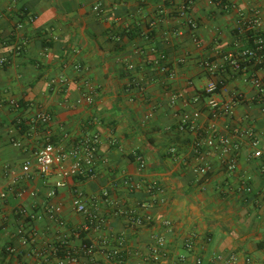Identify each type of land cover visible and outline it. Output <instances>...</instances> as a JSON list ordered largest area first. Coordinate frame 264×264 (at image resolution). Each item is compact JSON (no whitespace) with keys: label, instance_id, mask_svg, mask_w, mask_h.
Wrapping results in <instances>:
<instances>
[{"label":"crops","instance_id":"crops-1","mask_svg":"<svg viewBox=\"0 0 264 264\" xmlns=\"http://www.w3.org/2000/svg\"><path fill=\"white\" fill-rule=\"evenodd\" d=\"M185 1L190 8L180 16ZM227 1L235 8L213 0H0L3 36L14 30L22 10L36 17L18 31L28 39L22 54L11 52L15 43L0 44V57L9 61L0 66V192L8 194L0 208V264H47L53 261L44 256L50 248L62 244L79 253L81 241L94 246L93 255L80 254L75 264H195L197 257L210 264L217 254L237 255V264L246 257L264 264V65L238 57L248 45L238 22L258 16L264 31V0ZM160 56L173 78L154 63ZM205 62L219 68L211 75ZM255 78L263 82L261 93ZM210 81L221 101L239 95L231 116L210 113L211 96L205 93ZM42 111L53 116L49 131L37 118ZM196 111V129L180 130ZM242 131L259 138L262 156L253 155L251 137ZM214 134L236 148L234 171L227 165L236 152L223 155L205 144L197 150L200 139ZM49 135L65 145H70L66 135L100 137L97 176L77 184L88 210L104 222L81 237L75 233L88 218L73 208L70 189L47 196L55 176L44 179L32 170L21 179L23 188L36 192L34 198H17L11 185L8 171L20 172ZM136 155L145 159L142 170ZM199 165L209 172L196 174ZM154 183L163 201L151 208L150 223L131 225L128 214L141 211ZM49 204L62 207L65 226L44 216L34 222L35 242L21 246L13 237L16 211L41 214ZM158 236L165 246L154 261L149 250ZM193 236L195 249L189 252L184 243ZM9 246L16 249L13 255ZM115 250L119 257L110 256Z\"/></svg>","mask_w":264,"mask_h":264},{"label":"built area","instance_id":"built-area-1","mask_svg":"<svg viewBox=\"0 0 264 264\" xmlns=\"http://www.w3.org/2000/svg\"><path fill=\"white\" fill-rule=\"evenodd\" d=\"M213 2L222 5L226 10H231L235 8L233 3L228 2L227 0H213ZM191 2L185 1L179 8V15L186 16L188 10L190 8ZM100 9V5L94 7V10L98 11ZM24 15V11H21L18 14L17 22L14 27V30L7 36H3L2 31H0V44L2 46L8 47L11 44H14L10 49L11 52L15 55L22 54L26 46L28 44V39L23 37V35H18V31L24 28V26L28 23H33L35 20V16L31 14L28 15L27 19L20 18V16ZM2 17V13L0 12V18ZM239 29L244 32L254 31L256 33L261 31V21L258 16L251 19L240 20ZM188 25L191 28L196 27V24L192 20H188ZM262 40L258 39L254 41L256 45L253 48L246 47L239 53V60L245 61L247 63H256L261 64L264 62V51L263 46L261 45ZM9 63L6 57H0V66H5ZM155 64L159 66V70L165 74L167 78H173L174 73L172 71H168L167 67L163 64L164 57L160 56V59L154 61ZM204 69L208 71L209 74H214L216 70L219 68L216 65L211 64L210 62H205L203 64ZM132 68V66H130ZM76 70H81L80 65H75ZM60 83H63V80L60 79ZM253 85L256 87L258 92L263 91V82L259 78H255L252 81ZM141 90H144L142 85H139ZM217 92V84L214 81H210L205 88V93L210 95V99L208 101V107L210 113L213 117H218L221 115L231 116L233 114V109L236 106L239 95H235L233 98L221 101L216 97ZM87 102L92 103V96L87 97ZM202 98L197 96L194 101L200 102ZM11 105L14 107H19L16 101H11ZM200 116V112L196 111L194 113L193 119L186 118L185 122L180 125V130H195L196 125L194 121L198 119ZM38 120L45 126L49 131V125L53 121V116L48 112H40L38 114ZM190 121V123L187 122ZM245 135H250L251 137V145L254 147L253 155L255 157L262 156L263 152L260 149V140L258 137L253 135L250 131H242ZM64 140H69L70 145H65L63 142H54L52 141L50 135L47 137L44 145L35 153L33 158L25 161L22 165L20 172H16L15 170H9L8 172L12 176L11 185L17 187L15 195L19 199H23L26 195L31 198L36 197L35 191H28L23 188L20 184L21 179H27L31 176L32 170L44 179H48L51 176L56 177V181L53 184V188L48 192V198H53L56 196L58 189L69 188L72 195V206L80 214L86 215L88 218V223H84L81 225L79 230L75 233L78 237H81L83 233L90 231L91 228L99 229V227L103 224L104 220L97 215L96 212L88 210L85 205V192L84 190L77 184L80 180L84 179H94L97 176V162H98V146L100 142V137L95 135L93 137L84 136L79 140H71L67 135ZM18 145V143H16ZM206 145L209 148H212L218 151L223 155H230L232 152H236V148L232 146L230 139L214 134L207 138H202L197 143V150L201 151L203 145ZM200 152H197V154ZM137 162L139 164V168L142 170L146 166L145 159L141 155H136ZM237 168V152L235 153L234 158H232L227 165V169L230 171H234ZM196 174L206 175L209 172V167L199 165L194 169ZM138 187V186H136ZM104 198L109 196V191L105 190L102 193ZM8 194L5 191L0 192V208L4 206L7 202ZM163 201L162 198V188L154 183L148 189V200L145 203H142L141 211H132L128 214L130 224L133 226H140L146 223H150L152 220L150 210L153 206L161 203ZM62 207L60 205L49 204L46 206L44 213L41 214H32L28 212L24 207L18 208L16 211V215L18 216V228L13 233V237L17 238L20 242V245L23 247L32 245L35 242L37 237V232L34 228V222L39 221L45 217L49 220L56 222L60 226H65L66 222L61 217ZM163 225L171 229L172 223L169 220H164ZM195 236L188 237L185 240L184 248L192 252L195 249ZM165 246V241L163 237H156L154 241V245L149 250L150 257L157 261L162 254V251ZM16 249L14 247H8V253L13 255ZM47 254L44 253L46 257L48 254L51 255L53 261H47V264H75L78 262L80 254L91 256L93 255L94 246L86 241H81L80 251H75V249H66L64 245H56L48 250ZM43 254V253H42ZM41 255V253H40ZM119 251L111 252L110 256H120ZM245 264H251V259L246 257L244 260ZM239 263V257L237 255H224L217 254L215 255L210 264H237ZM195 264H203V259L197 257L195 259Z\"/></svg>","mask_w":264,"mask_h":264},{"label":"trees","instance_id":"trees-1","mask_svg":"<svg viewBox=\"0 0 264 264\" xmlns=\"http://www.w3.org/2000/svg\"><path fill=\"white\" fill-rule=\"evenodd\" d=\"M22 11H24V15L20 16V18H23V19L26 18L27 19L29 14H31L32 16H35V14L31 13L28 9H24ZM246 34H247V38H248V45L246 47H248V48L255 47L256 45L254 44V41L260 39V40H262L261 45L264 48V31L261 30L258 33L254 32V31H247ZM262 53H264V51H262ZM263 65H264V62L259 64L260 67H262ZM217 90H218V86H217Z\"/></svg>","mask_w":264,"mask_h":264}]
</instances>
